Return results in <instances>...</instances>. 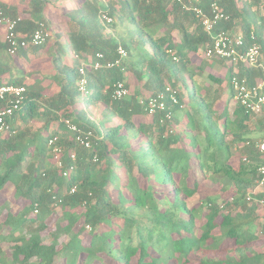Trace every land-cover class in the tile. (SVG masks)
I'll return each instance as SVG.
<instances>
[{
    "label": "trees",
    "instance_id": "1",
    "mask_svg": "<svg viewBox=\"0 0 264 264\" xmlns=\"http://www.w3.org/2000/svg\"><path fill=\"white\" fill-rule=\"evenodd\" d=\"M20 1H0L6 15L21 18L17 31L29 34L40 22L49 30L48 0ZM213 1L227 15L218 29L240 31L246 43L255 41L264 63V0H183L204 12ZM100 10L113 17L108 27L114 32L105 31ZM62 13L71 23L64 34L56 32L53 39L16 54L49 51L50 73L32 82L23 77L36 70L15 76L13 56L0 41V84L26 87L21 124L14 133H0V192L12 185L13 196L23 203L17 212L7 210L0 223L5 229L0 242L11 250L10 260L0 250V264H264V211L258 212L264 186L254 199H246L259 179L262 159L255 143L264 136V110L253 125L255 114L237 103L229 110L231 61L223 105L217 106L216 90L209 96L199 93L195 77L207 62L193 66L191 55L203 56L210 38L192 9L176 0H75ZM118 44L126 49L127 60L119 67L88 70V92L81 94L79 63L97 52L114 60ZM237 67L238 76L249 83L263 75L258 68ZM126 72L140 87L113 99L112 86L117 80L126 84ZM42 78H50L58 90L46 95ZM180 78L187 84L190 108L182 107L178 91L170 120L161 123V112L148 118L136 96L154 95L165 84L177 90ZM89 104L99 107L97 119L86 109ZM30 120L40 125L32 129ZM65 120L92 133L90 149L74 142ZM51 135L62 146L64 164L73 166L68 178L56 168L47 144ZM202 182L218 192H208L197 207H189L188 199ZM72 185L76 191L69 194ZM55 204L61 214L50 228L47 218ZM222 242L227 246L221 248Z\"/></svg>",
    "mask_w": 264,
    "mask_h": 264
},
{
    "label": "built area",
    "instance_id": "2",
    "mask_svg": "<svg viewBox=\"0 0 264 264\" xmlns=\"http://www.w3.org/2000/svg\"><path fill=\"white\" fill-rule=\"evenodd\" d=\"M106 3L107 0H101ZM186 9H192L195 16L200 20L203 30L209 35L210 44L206 48L203 56L205 58H215L230 60L233 64L240 63L248 68H258L263 72L262 77L255 79L253 83H249L248 79L243 76L239 77L238 69L234 70L229 80V87L232 91V99L235 103L242 106L246 111L252 114L260 115L264 110V63L259 49V45L253 41L246 43L242 33L232 32L230 30L218 29L221 21L227 19V15L223 12L221 6L213 1L210 3L209 11L204 12L202 8L186 5L183 0H176ZM21 18L19 16H9L4 13L0 6V26L3 27V40L6 44L7 53L14 56L20 49L28 47L40 46L46 39L50 37V31L45 27L44 23H38V26L29 34H21L17 31L18 23ZM99 20L104 26L110 25L114 19L106 11H99ZM253 38V34L250 35ZM117 57L114 60H104L103 53L97 52L93 56H88L86 60H82L78 66V89L81 94L88 92V70H97L100 68H112L122 66L123 61L128 53L126 49L118 44L116 47ZM175 59V57H173ZM238 68V67H237ZM26 87L22 84L3 83L0 84V133L11 134L16 131L19 124V113L25 99ZM129 93L127 85L120 80L114 82L112 86L111 96L113 99L119 100L126 97ZM178 91L170 86L165 85L161 91L147 97V99L137 98L138 103L144 107L147 114L153 116L158 112L162 113L160 122L170 120L172 113L170 107L178 103ZM66 128L73 133L74 142L86 149L91 148L92 133L90 131H82L77 125L70 120L64 121ZM57 136L48 137L47 144L51 147L56 168L64 178H68L72 165H65L61 159L63 153L62 146L56 145ZM248 144V142H246ZM255 147L261 155V163L258 166L259 179L253 190L248 191L247 200L254 199L252 195L261 190L264 186V136L255 143ZM75 153L70 152L69 158L75 159ZM93 161L97 160L94 155ZM76 191V187L72 185L68 189V193L72 194ZM261 209L264 210V200L259 199ZM37 213V209H34ZM88 229L89 226H86Z\"/></svg>",
    "mask_w": 264,
    "mask_h": 264
},
{
    "label": "rangeland",
    "instance_id": "3",
    "mask_svg": "<svg viewBox=\"0 0 264 264\" xmlns=\"http://www.w3.org/2000/svg\"><path fill=\"white\" fill-rule=\"evenodd\" d=\"M10 1V0H4V2ZM16 2L21 3L20 0H15ZM75 3V0H48L47 4V9H46V23L47 26L49 27L50 31V38H54V35L56 32L59 34H64L68 30V26L71 23H67L66 17L63 15L62 11L63 8H69ZM105 31L108 33L114 32V30L108 26H105ZM173 38L178 41L179 40V34L174 31L172 33ZM128 56V55H127ZM128 57L125 58L123 62L127 60ZM66 59H69V55L66 54ZM176 60V59H175ZM191 61L194 64L193 66H197L202 62H207V64L202 66V71H198L196 75V83L200 87L198 88V91L200 94H207V96L211 95L213 93V90H216V93L218 95L217 97V106L221 107L223 105L224 100L227 99V96L229 95V88L227 84V79H226V74L227 68H228V63L230 60L225 59L222 61H218L215 59V61H208L205 59L204 56L201 54H196V55H191ZM11 64L14 66V74L15 76H20L21 71H30V70H36L33 72L32 76L31 75H26L23 77L26 82H32L35 78H39L43 76L42 74H49L50 73V68L52 67V62H51V56L50 53L47 49H39L37 51H29L25 55H15L11 57ZM237 70V65L234 64V70ZM42 73H41V72ZM185 76V73L183 77ZM126 77H127V87L129 89V93L127 96L131 95L134 90L138 87H140V82L138 83L136 78L126 72ZM182 77V75H181ZM213 77V78H212ZM214 78H218L221 81L217 82L214 80ZM43 87H44V93L46 95H50L52 93H55L58 90V87L55 82H53L50 78H42L41 81ZM167 85V84H165ZM187 84L184 82L183 79H179V82L177 84V91H179V94L182 96V107L183 108H190V103L188 104V89L185 87ZM207 88V89H205ZM137 98L141 99H147L149 95L147 93L139 94L136 96ZM228 107L229 110L231 111L235 107V101L231 98L228 99ZM98 108V109H97ZM86 109L90 111L91 116L95 119L96 116L99 115V107L97 106H92V105H87ZM151 115L147 114V117L149 118ZM172 117V115H171ZM259 115H256L255 117L252 118V125L256 122V118H258ZM97 119V118H96ZM21 124V121L19 120L18 126ZM40 125L37 121L30 120L28 122V127L35 129ZM254 136V135H253ZM259 139V135H257ZM239 148L237 147L234 148V152H239ZM236 157L233 158V164H236L238 161L239 155H235ZM193 164V169H194V178L200 177V173L195 170V162L194 160L191 161ZM192 180V179H191ZM145 184V183H144ZM200 185L198 186L197 193L194 194L190 199H188V206L189 207H197L204 195H206L208 192H218V187H210L208 188V185L205 182L199 183ZM209 189V190H208ZM225 195V194H223ZM7 201V202H4ZM0 204H6L7 207H3L2 210L0 211V223L4 220L6 216L7 210H11L12 212H17L21 207H22V201L16 199L13 196V186L12 185H7L3 190L0 192ZM52 210L53 213L50 215L47 219L48 225L50 228H53L54 225V220L56 217H58L61 214V207L57 204L52 205ZM264 210H259V213H262ZM34 214H36L34 212ZM199 223V221L197 222ZM1 227V224H0ZM1 233H5V229L0 230ZM86 231H88V228L86 227ZM43 234L47 235V230L43 232ZM49 239V236L47 237ZM66 237H62L60 240L65 241ZM84 242H87V234L85 233L83 236ZM227 243L222 242L221 248L226 247ZM9 244L7 242H0V250L3 252V255L5 256L6 259L10 260V254L11 250L8 246ZM197 258L194 257L192 258V261H195Z\"/></svg>",
    "mask_w": 264,
    "mask_h": 264
},
{
    "label": "crops",
    "instance_id": "4",
    "mask_svg": "<svg viewBox=\"0 0 264 264\" xmlns=\"http://www.w3.org/2000/svg\"><path fill=\"white\" fill-rule=\"evenodd\" d=\"M1 2H4V0H0ZM4 3L10 4V1H6ZM3 40V27L0 26V41Z\"/></svg>",
    "mask_w": 264,
    "mask_h": 264
}]
</instances>
